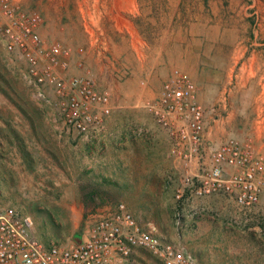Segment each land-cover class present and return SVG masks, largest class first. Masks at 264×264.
<instances>
[{"label": "rangeland", "instance_id": "1", "mask_svg": "<svg viewBox=\"0 0 264 264\" xmlns=\"http://www.w3.org/2000/svg\"><path fill=\"white\" fill-rule=\"evenodd\" d=\"M44 36L69 46L119 108L96 137L63 127L51 91L0 40V196L45 246L81 242L124 204L142 228L195 264H264V195L251 209L185 189L174 141L140 104L173 68L190 73L206 109L205 140L253 137L264 149V0H25ZM97 16L96 40L82 15ZM143 54V55H141ZM139 55V56H138ZM74 60V62H75ZM75 71H78L75 69ZM129 72L121 79L122 73ZM127 264H164L136 250Z\"/></svg>", "mask_w": 264, "mask_h": 264}, {"label": "built area", "instance_id": "2", "mask_svg": "<svg viewBox=\"0 0 264 264\" xmlns=\"http://www.w3.org/2000/svg\"><path fill=\"white\" fill-rule=\"evenodd\" d=\"M24 1L0 0V40L23 60L39 97L53 93L68 133L83 139L98 136L119 108L113 87L100 83L83 60H75L76 54L86 56L83 48L74 54L57 39L48 40L43 15L27 9ZM82 19L94 42L97 16L85 12ZM121 76L127 78L129 72ZM139 103L174 141L173 156L186 169L185 189L197 196L227 195L242 209L259 204L264 195V149L253 137L207 145V113L189 72L173 68L157 96L143 97ZM142 249L164 264H195L192 256L142 228L124 204L94 221L81 242L45 246L34 234L32 219L0 196V264H127Z\"/></svg>", "mask_w": 264, "mask_h": 264}, {"label": "bare ground", "instance_id": "3", "mask_svg": "<svg viewBox=\"0 0 264 264\" xmlns=\"http://www.w3.org/2000/svg\"><path fill=\"white\" fill-rule=\"evenodd\" d=\"M4 102H5V100L0 96V104L4 103Z\"/></svg>", "mask_w": 264, "mask_h": 264}]
</instances>
